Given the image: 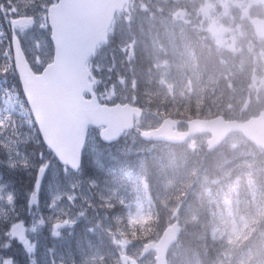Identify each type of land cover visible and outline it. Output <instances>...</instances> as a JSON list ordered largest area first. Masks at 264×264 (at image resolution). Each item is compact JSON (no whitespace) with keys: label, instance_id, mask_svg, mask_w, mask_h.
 <instances>
[{"label":"rangeland","instance_id":"obj_1","mask_svg":"<svg viewBox=\"0 0 264 264\" xmlns=\"http://www.w3.org/2000/svg\"><path fill=\"white\" fill-rule=\"evenodd\" d=\"M50 1L9 0L8 9L11 18L19 9L32 10L41 16ZM188 1L192 4L190 9L195 7L196 14L197 2ZM143 5H139V10L136 7L134 14L130 8L126 11L118 29L122 31L121 39L112 40L114 47H101L91 62L101 87L107 90L110 80V85L117 86V89L110 88V94L118 96L120 102L126 99L134 105H143L145 116L138 121L139 129L156 127L166 116H176L182 122H185L182 117L187 115L194 119L191 109L194 102L195 114H208V109L201 105L203 94L214 100L219 95L210 92V87L205 88L208 85L194 71L196 65L190 71L184 69L189 58L182 43L189 40L190 35L183 30V25L189 10L181 11L180 0L172 3L157 0L155 11ZM45 27L44 18L39 17L33 27L18 33L35 66L49 61L52 54ZM125 28L132 33L128 44L123 43ZM3 40L0 36V70L12 67L8 64L9 55L2 49ZM119 47L123 49L122 55ZM136 49L140 53L139 60L135 57ZM150 59L152 64L147 66ZM136 63L139 64L137 72L141 74L134 69ZM240 68L253 74L245 63ZM10 77L12 74L0 77L6 82L0 103V263L8 258V253L16 260L20 248L29 264H118L119 254L114 251L132 258L139 256L149 238L158 237L156 232L162 223L165 228L176 220L183 222V231L179 244L169 253V264H202V257L214 258L215 264H263L261 254L251 259L247 256L244 239L248 234L256 237L260 232V226L252 225L257 205L251 206L239 195L243 191L264 198V191L259 190L260 185L264 186V152L255 151L238 137L229 139L220 148L214 164V168L220 166L221 171L238 170L237 176L225 183V187L221 184L226 180L220 183L223 193L228 187L234 192L227 200L231 206L223 203L220 213L208 224L198 223L199 214L187 204L198 196L205 140L201 138L180 150L165 145H144L132 134L114 147L101 148L96 133L91 132L85 161H95L104 175L79 180L71 173L60 172L46 155L39 154V161L32 168L37 171L40 166H46L49 173L32 195L18 200L5 168L29 166L32 161L22 154L20 146L26 140L34 143L37 140L31 120L9 82ZM223 87L219 86V91ZM236 99L241 117L257 105L254 97L251 101L243 96ZM185 100L188 102L184 104ZM225 102V105L232 103L233 96ZM210 104L215 105V102L207 99L206 107ZM11 112H14L13 117H10ZM141 176L146 177L149 184L141 180ZM246 206L251 208L245 214L242 211ZM153 209L161 215V223L154 221ZM195 226L199 228L194 240L203 245H198L200 249L188 258L181 243ZM8 264L15 263L9 260ZM142 264H153V255L144 258Z\"/></svg>","mask_w":264,"mask_h":264},{"label":"water","instance_id":"obj_2","mask_svg":"<svg viewBox=\"0 0 264 264\" xmlns=\"http://www.w3.org/2000/svg\"><path fill=\"white\" fill-rule=\"evenodd\" d=\"M127 0H59L48 11L51 39L55 48L54 63L41 76H34L21 53L17 41H13L16 70L21 79L23 92L45 144L51 148L59 161L76 170L89 125L105 126L101 131L102 141H115L124 130L131 129L133 114L129 107H101L82 99L88 72L84 67L86 57L95 46L105 40L107 29L116 10H121ZM31 20L14 22L18 27L31 24ZM87 87L89 89H87ZM92 95V93H90ZM93 97V96H92ZM188 134L173 139L172 124L165 121L159 131L146 133L143 138L152 141L181 142L189 134L209 132L210 147L217 146L232 131H241L249 140L264 148V120L253 119L239 125L224 123L223 119L203 123L194 121ZM160 133V135H159ZM175 228V227H174ZM173 229V228H172ZM176 239V230H168L158 244L157 264H165V253ZM153 249L146 247L144 253ZM122 264H126L121 259ZM132 264V263H131Z\"/></svg>","mask_w":264,"mask_h":264},{"label":"flooded vegetation","instance_id":"obj_3","mask_svg":"<svg viewBox=\"0 0 264 264\" xmlns=\"http://www.w3.org/2000/svg\"><path fill=\"white\" fill-rule=\"evenodd\" d=\"M197 5V43L206 53H199L201 64L212 61L219 71L220 59H224L227 65L222 77L227 78V84L242 87L246 94L250 91L247 88L253 87L251 93L262 97L264 38L256 34L253 22H264V0H198ZM247 53L256 54L258 59L254 74L245 72L243 74L249 78H232L230 70L239 63L240 56ZM261 108L264 109V105Z\"/></svg>","mask_w":264,"mask_h":264},{"label":"trees","instance_id":"obj_4","mask_svg":"<svg viewBox=\"0 0 264 264\" xmlns=\"http://www.w3.org/2000/svg\"><path fill=\"white\" fill-rule=\"evenodd\" d=\"M10 177L12 178V182H14L19 189L25 188L29 184V182L27 183V181L19 174L10 173Z\"/></svg>","mask_w":264,"mask_h":264},{"label":"snow or ice","instance_id":"obj_5","mask_svg":"<svg viewBox=\"0 0 264 264\" xmlns=\"http://www.w3.org/2000/svg\"><path fill=\"white\" fill-rule=\"evenodd\" d=\"M7 72H8V68H4L2 70H0V74L7 76Z\"/></svg>","mask_w":264,"mask_h":264}]
</instances>
